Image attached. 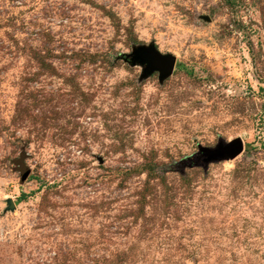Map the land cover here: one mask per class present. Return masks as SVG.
<instances>
[{
    "label": "rangeland",
    "instance_id": "obj_1",
    "mask_svg": "<svg viewBox=\"0 0 264 264\" xmlns=\"http://www.w3.org/2000/svg\"><path fill=\"white\" fill-rule=\"evenodd\" d=\"M0 264H264V0H0Z\"/></svg>",
    "mask_w": 264,
    "mask_h": 264
},
{
    "label": "water",
    "instance_id": "obj_2",
    "mask_svg": "<svg viewBox=\"0 0 264 264\" xmlns=\"http://www.w3.org/2000/svg\"><path fill=\"white\" fill-rule=\"evenodd\" d=\"M134 63L140 62L145 65L144 76L149 77L154 73H159L161 82L171 77L175 71L177 57L172 54H163L155 46H143L134 50L131 55ZM245 149L244 142L238 138L228 144H220L214 149H204L206 152V162H219L222 160L235 159ZM12 206L13 202L10 201Z\"/></svg>",
    "mask_w": 264,
    "mask_h": 264
}]
</instances>
